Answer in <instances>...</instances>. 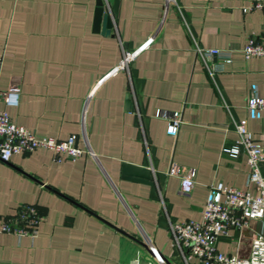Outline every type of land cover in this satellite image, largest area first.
Returning <instances> with one entry per match:
<instances>
[{
    "label": "crops",
    "instance_id": "crops-1",
    "mask_svg": "<svg viewBox=\"0 0 264 264\" xmlns=\"http://www.w3.org/2000/svg\"><path fill=\"white\" fill-rule=\"evenodd\" d=\"M249 1L101 0L110 24L102 34L93 29L95 0H0V91H18L9 118L37 138L75 134L95 155L56 163L39 147L0 160V221L22 204L41 216L33 238L0 232V264H115L152 257L146 246L161 264H200L170 245L169 223L199 219L217 182L253 191L245 156L225 151L232 120L246 117L249 85L264 92V59L240 51L264 27V11H242ZM195 46L229 49L230 61H202ZM178 110L177 133L167 134L166 117ZM247 128L264 150V111ZM122 162L148 168L151 184L122 179ZM170 163L192 169L188 193L167 174ZM260 231L252 219L215 246L245 258Z\"/></svg>",
    "mask_w": 264,
    "mask_h": 264
},
{
    "label": "built area",
    "instance_id": "built-area-1",
    "mask_svg": "<svg viewBox=\"0 0 264 264\" xmlns=\"http://www.w3.org/2000/svg\"><path fill=\"white\" fill-rule=\"evenodd\" d=\"M173 0H163L167 7ZM242 11H264V0H250ZM154 39L153 34L148 36L132 50L123 51L121 58L109 74L122 69L141 50L146 48ZM195 55L202 61L207 57H216L221 62H229L231 51L213 47H194ZM244 59L250 57L264 59V27L259 35H249L240 49ZM2 60L0 57V69ZM212 75L215 67H207ZM0 99L4 108H0V160L7 161L11 155L28 153L36 148H45L51 152L53 162L63 159L73 160L82 154L95 159V155L86 147L76 144V135L71 134L65 139L49 137L37 138L30 130L13 122L6 111V107H15L18 101L16 87L0 91ZM244 108L246 117L232 120V129L235 138L225 151L235 159L239 154L245 156L247 166L246 184L253 186V191L239 189L217 182L210 185L203 201L200 217L197 220L184 219L170 222L168 225L169 243L178 248H184L185 258H194L200 264H264V174L260 171V163L264 162V150L261 144L254 140L247 128V119L257 118L264 111V92L257 91L256 86L249 85L245 97ZM159 116V111H156ZM182 122L181 112L172 111L166 117L165 132L175 135ZM168 175L179 178V191L186 194L193 184L192 169L181 170L179 165L170 163ZM41 216L34 204L19 205L14 213L4 216L0 221V232L12 233L17 237L33 238ZM252 219L261 221V231L251 240L247 257L239 258L236 255H227L217 250L215 243L218 237L226 236L230 229L241 230ZM152 257H134L127 261H117L115 264H161L155 250L149 246Z\"/></svg>",
    "mask_w": 264,
    "mask_h": 264
},
{
    "label": "water",
    "instance_id": "water-1",
    "mask_svg": "<svg viewBox=\"0 0 264 264\" xmlns=\"http://www.w3.org/2000/svg\"><path fill=\"white\" fill-rule=\"evenodd\" d=\"M109 20L102 10L101 0H95L94 17H93V29L99 30L102 34H108L109 32ZM120 177L125 180L137 181L144 184H151L150 171L146 167L136 166L129 163L122 162L120 164ZM155 254L162 258V255L158 252ZM163 259V258H162Z\"/></svg>",
    "mask_w": 264,
    "mask_h": 264
}]
</instances>
